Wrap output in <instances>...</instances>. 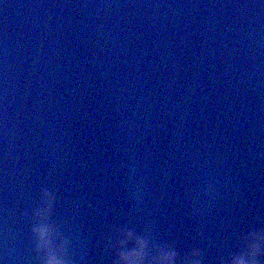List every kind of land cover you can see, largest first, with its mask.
<instances>
[{
    "label": "water",
    "instance_id": "1",
    "mask_svg": "<svg viewBox=\"0 0 264 264\" xmlns=\"http://www.w3.org/2000/svg\"><path fill=\"white\" fill-rule=\"evenodd\" d=\"M41 189L64 264L239 252L264 230V0H0L2 264H43Z\"/></svg>",
    "mask_w": 264,
    "mask_h": 264
},
{
    "label": "clouds",
    "instance_id": "2",
    "mask_svg": "<svg viewBox=\"0 0 264 264\" xmlns=\"http://www.w3.org/2000/svg\"><path fill=\"white\" fill-rule=\"evenodd\" d=\"M53 194L41 189L33 211L34 223L31 231L37 250L44 252L43 264H64L61 251L64 242L59 238V231L47 217L53 206ZM120 236L132 238L131 233L121 232ZM242 248L232 254L224 264H257V256L264 254V230H250L241 238ZM116 264H202L201 253L193 249L183 261L177 251L167 244L149 246L141 237H135L131 247L121 246L117 241ZM2 264V261H0Z\"/></svg>",
    "mask_w": 264,
    "mask_h": 264
}]
</instances>
